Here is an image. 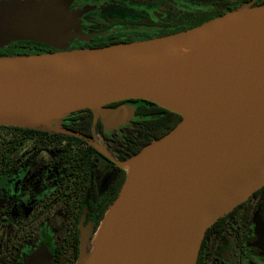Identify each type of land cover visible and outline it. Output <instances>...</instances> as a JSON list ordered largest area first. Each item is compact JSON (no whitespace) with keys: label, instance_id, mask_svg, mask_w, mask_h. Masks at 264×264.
I'll return each mask as SVG.
<instances>
[{"label":"water","instance_id":"1","mask_svg":"<svg viewBox=\"0 0 264 264\" xmlns=\"http://www.w3.org/2000/svg\"><path fill=\"white\" fill-rule=\"evenodd\" d=\"M67 1H0L1 43L58 49L0 57V126H54L86 108L114 122L125 113L105 105L128 99L180 114L130 158L136 171H128L87 261L83 213L79 264H196L208 228L264 186V4L157 38L65 49L69 39L101 34L84 33ZM211 33L225 44L175 51Z\"/></svg>","mask_w":264,"mask_h":264},{"label":"flooded vegetation","instance_id":"2","mask_svg":"<svg viewBox=\"0 0 264 264\" xmlns=\"http://www.w3.org/2000/svg\"><path fill=\"white\" fill-rule=\"evenodd\" d=\"M256 1L260 0H68V10L81 13L82 31L101 34L89 40L69 39L65 46L157 38ZM50 50L58 49L29 39L0 42V57ZM121 101L105 107L126 114L114 122H105L91 108L68 114L60 121L65 131H57L62 133L58 145L37 147L28 142L8 152L0 146V264H79L84 212L87 256L104 218L99 220L101 213L123 185L122 163L130 158L119 141L126 143L129 131L143 129L146 122L168 120L169 109L155 102ZM96 136L109 153L94 144ZM196 264H264V186L208 228Z\"/></svg>","mask_w":264,"mask_h":264},{"label":"trees","instance_id":"3","mask_svg":"<svg viewBox=\"0 0 264 264\" xmlns=\"http://www.w3.org/2000/svg\"><path fill=\"white\" fill-rule=\"evenodd\" d=\"M254 5L264 4V0L256 1L253 3ZM72 41V40H71ZM78 45L67 44L65 49L77 48ZM87 47V46H84ZM51 51V50H50ZM120 102H112L107 104L106 108H113L115 105H118ZM89 110L86 109V112ZM167 111V123H165L164 119H159L155 121L157 122L150 123L146 122L144 124V128L137 130H130L127 134L126 143L124 141H119L118 145L127 148L126 158H131L132 156L139 153L145 146L151 143L153 140L161 137L168 131H170L173 127L177 125V123L181 120L182 116L176 112H172L170 110ZM68 118V117H67ZM69 119H72L69 118ZM165 124V125H164ZM62 133L57 131H52L44 128H26L20 126H0V146L3 151H13V148L24 147L26 143L30 142L34 144V146H47L52 147L53 145H58L62 141ZM77 138V137H72ZM123 176L120 183H124L126 179L127 172H122ZM122 188V187H121ZM121 190V189H120ZM120 192V191H119ZM119 194V193H118ZM118 194L116 196H118ZM117 198V197H116ZM114 198V199H116ZM115 201V200H114ZM113 204V203H112ZM111 204V205H112ZM109 208H107L108 210ZM107 212L106 209L103 210L99 220L104 217V213Z\"/></svg>","mask_w":264,"mask_h":264},{"label":"bare ground","instance_id":"4","mask_svg":"<svg viewBox=\"0 0 264 264\" xmlns=\"http://www.w3.org/2000/svg\"><path fill=\"white\" fill-rule=\"evenodd\" d=\"M225 44V42L217 35H215L214 33H211L209 36L205 37V38H200L198 40L192 41V42H188L185 43L183 45H181L180 47H178L175 51L178 52H193V51H198V50H202V49H212L215 47H219V46H223ZM138 166V160H135L132 165L130 170H132V172L134 173L136 171V168ZM112 208H110L107 213H106V218H108L109 214L111 213ZM104 223H105V219L102 221L99 230L96 232L95 235V248L93 250V252L91 253V255L89 256L88 259H91L96 251V248L98 246L99 243V238L102 232V229L104 227Z\"/></svg>","mask_w":264,"mask_h":264},{"label":"rangeland","instance_id":"5","mask_svg":"<svg viewBox=\"0 0 264 264\" xmlns=\"http://www.w3.org/2000/svg\"><path fill=\"white\" fill-rule=\"evenodd\" d=\"M125 115H126V114H125ZM125 115H124V116H125ZM67 116H68V115H66V116H64L63 118H61L60 120H58L54 126H44V127H42V128H44V129H48V130H52V131H60V132H64L65 129L61 126V122H60V121L63 120L64 118H66ZM94 144H95L100 150L105 151L106 153H109L108 150H107V148L105 147L104 143L102 142V140H100L99 137L96 136V139L94 140ZM133 161H134V157H133L132 159H129V160L126 161L125 163H124V162L122 163V165L126 168L127 173H128V171L130 170ZM101 223H102V221H101ZM101 223L99 224L97 231L99 230V227H100ZM97 231H96V232H97ZM96 232L93 234V237H92L93 240H95V238H96V237H95ZM94 237H95V238H94ZM93 240H92V242H91V244H90V246H89L88 254H87V256L85 257V258H86L85 261H87L88 258H89L90 250L92 249V251H91V253H92L93 250H94V248H95V243H96V242H95V241L93 242ZM91 253H90V255H91Z\"/></svg>","mask_w":264,"mask_h":264}]
</instances>
